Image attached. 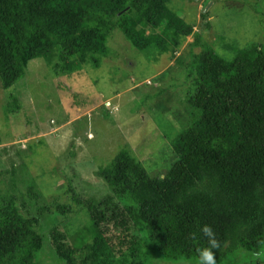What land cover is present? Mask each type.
<instances>
[{"label":"trees","instance_id":"16d2710c","mask_svg":"<svg viewBox=\"0 0 264 264\" xmlns=\"http://www.w3.org/2000/svg\"><path fill=\"white\" fill-rule=\"evenodd\" d=\"M168 2L0 0L3 87L17 84L37 58L58 76L99 66L116 29L140 49L177 50L196 26L166 23ZM149 25L161 33L148 36ZM191 56L188 102L197 116L169 136L178 159L168 171L150 174L125 145L100 169L111 188L103 198L83 199L71 186L68 200L47 202L36 186L20 196L0 189V264H40L49 242L62 264H129L153 250L196 264L197 249L208 246L205 224L221 243L217 264H247L264 252V46L230 60L208 48ZM79 213L85 220L73 245L58 226L45 237L44 217L59 224Z\"/></svg>","mask_w":264,"mask_h":264},{"label":"rangeland","instance_id":"374dc122","mask_svg":"<svg viewBox=\"0 0 264 264\" xmlns=\"http://www.w3.org/2000/svg\"><path fill=\"white\" fill-rule=\"evenodd\" d=\"M168 12L166 23L178 18L196 26L175 51L140 49L116 29L99 66L87 64L58 76L45 58H37L14 86L5 89L0 79L1 190L20 196L36 186L47 202L61 194L68 200L66 192L73 187L83 199L103 198L111 188L100 169L125 145L150 174L168 171L178 159L169 136H177L197 116L188 102L192 50L213 49L230 60L241 50L264 46V0H169ZM146 30L148 36L161 33L151 25ZM84 220L81 213L59 224L44 217L41 229L48 237L58 226L73 245ZM257 259L248 256L247 264ZM40 264H62L50 242ZM129 264L181 260L166 261L153 250Z\"/></svg>","mask_w":264,"mask_h":264},{"label":"clouds","instance_id":"9594fccd","mask_svg":"<svg viewBox=\"0 0 264 264\" xmlns=\"http://www.w3.org/2000/svg\"><path fill=\"white\" fill-rule=\"evenodd\" d=\"M201 231L208 238V246L197 249L198 257L196 258V264H217L215 252L221 248V243L217 239L211 225L205 224ZM255 255L257 257H264V252L256 253ZM181 264H191V262L181 259ZM262 264H264V261H262Z\"/></svg>","mask_w":264,"mask_h":264}]
</instances>
